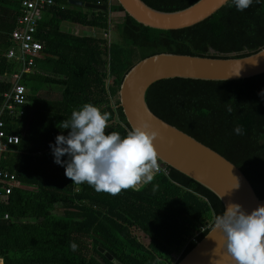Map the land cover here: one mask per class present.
<instances>
[{"label":"trees","instance_id":"16d2710c","mask_svg":"<svg viewBox=\"0 0 264 264\" xmlns=\"http://www.w3.org/2000/svg\"><path fill=\"white\" fill-rule=\"evenodd\" d=\"M81 1L106 8L54 0L41 12L36 37L42 52L34 71L20 80L28 90L25 113L3 116V129L17 134L19 142L10 145L0 164L33 189L15 187L0 200V256L3 264H176L224 211L212 191L167 165V174H155L139 190L115 197L98 193L65 176L50 144L57 135H67L60 123L85 103L111 113L106 132L126 135L131 129L117 107V91L126 72L144 57L164 51L243 56L263 47L264 0H254L242 12L230 7L229 0L197 24L168 30L137 22L116 0ZM143 1L174 11L197 0ZM19 9L20 0H0V107L2 94L11 86L6 76L19 66L3 56ZM111 13L122 17L109 44L63 27L67 23L108 30ZM49 87L57 91L55 98L40 94ZM145 99L159 118L235 164L264 198V73L233 80L160 79L149 86ZM236 125L243 127V135L234 133ZM73 242L76 251L70 248Z\"/></svg>","mask_w":264,"mask_h":264},{"label":"water","instance_id":"95a60500","mask_svg":"<svg viewBox=\"0 0 264 264\" xmlns=\"http://www.w3.org/2000/svg\"><path fill=\"white\" fill-rule=\"evenodd\" d=\"M116 1L137 22L166 30L197 24L227 3L225 0H197L179 10L163 11L149 6L143 0ZM68 2L95 9L106 8L102 4L81 0ZM261 73H264V46L243 56L159 52L137 61L126 72L117 91V107L121 108L130 129L145 121L150 124V131L156 133L154 145L160 163L184 173L208 188L220 199L224 211L229 203H233L240 204L243 210L250 213L256 207L264 205V198L257 196L244 173L214 149L155 115L150 110L145 95L149 86L160 79L182 77L233 80ZM221 241L219 231L214 232L212 226L176 264H233ZM106 256L111 258L108 253Z\"/></svg>","mask_w":264,"mask_h":264},{"label":"clouds","instance_id":"9594fccd","mask_svg":"<svg viewBox=\"0 0 264 264\" xmlns=\"http://www.w3.org/2000/svg\"><path fill=\"white\" fill-rule=\"evenodd\" d=\"M253 2L231 0L229 6L242 12ZM227 111L231 113L232 108L229 106ZM110 118L111 113L85 103L60 123V129L68 133L57 135L50 148L54 162L64 167L65 176L74 184L87 183L96 192L115 197L124 190L147 186L159 171V164L154 145L156 133L150 131L148 122L121 136L115 131L106 132ZM233 131L244 134L241 125ZM64 156L66 160L61 159ZM157 188L153 184V191ZM213 231H219L222 246L233 264H264V205L248 213L240 204L229 203L222 214L215 216ZM70 248L76 251L78 245L73 242Z\"/></svg>","mask_w":264,"mask_h":264},{"label":"built area","instance_id":"2783aa9c","mask_svg":"<svg viewBox=\"0 0 264 264\" xmlns=\"http://www.w3.org/2000/svg\"><path fill=\"white\" fill-rule=\"evenodd\" d=\"M54 4V0H20V9L15 20L14 27L9 32L11 45L3 53V56L9 60L18 63L17 70L9 73L6 77L11 84L10 89L6 90L2 96L4 101L0 107V162L4 158L5 153L9 150L10 145L17 144L19 137L15 133H7L3 126L5 121L3 116L10 118H19L25 113V105L29 102L28 90L26 86L21 83V77L25 73L33 72L35 68L36 58L41 55L43 45L36 37L37 24L41 16V12ZM111 16V15H110ZM111 20V17H110ZM111 22V21H110ZM92 27L81 28L77 27L74 30L75 34L81 33V30L91 29V32H83L79 35H90L99 38H104L107 43L109 40V31ZM111 80H108L109 84ZM159 171L165 174L168 173V167L159 162ZM29 188V186L21 183L16 174L9 169L2 167L0 164V200L9 194L13 188ZM8 217L7 214L4 215ZM0 264H3V259L0 256Z\"/></svg>","mask_w":264,"mask_h":264},{"label":"rangeland","instance_id":"374dc122","mask_svg":"<svg viewBox=\"0 0 264 264\" xmlns=\"http://www.w3.org/2000/svg\"><path fill=\"white\" fill-rule=\"evenodd\" d=\"M111 16V23H112V25L113 26H111V30L109 31V40H110V42H112L113 41V39H114V37H116V35L114 34V24L115 23H117V22H119L120 20H121V17H122V13H117V14H114V13H111L110 14ZM63 27L66 29V30H68V31H70V32H74V30L77 28V27H79V28H81L80 27V25H72V24H67V23H65L64 25H63ZM82 28H85V27H82ZM91 30V29H90ZM89 29H84V30H81L80 32L81 33H79V34H82L83 32H91ZM108 80H110V79H108ZM56 90H55V88H52V87H49V88H46V89H43L41 92H40V94L41 95H44V96H46V97H49V98H55V94H56ZM117 98V97H116ZM114 99V98H113ZM55 212L57 213V214H59V213H61V208L60 207H57L56 208V210H55Z\"/></svg>","mask_w":264,"mask_h":264}]
</instances>
